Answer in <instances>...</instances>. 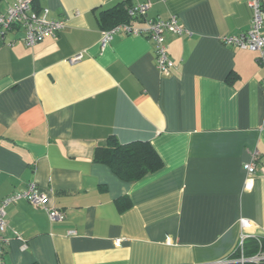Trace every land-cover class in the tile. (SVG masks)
<instances>
[{
  "label": "crops",
  "instance_id": "1",
  "mask_svg": "<svg viewBox=\"0 0 264 264\" xmlns=\"http://www.w3.org/2000/svg\"><path fill=\"white\" fill-rule=\"evenodd\" d=\"M149 1V19L185 29L165 35L168 77L146 37L100 44L103 12ZM248 2L36 0L65 28L34 47L0 45V202L35 183L65 219L26 200L8 207L6 264H214L236 249L243 219L246 244L264 240V68L222 42L250 29ZM142 143L163 167L137 181L98 156Z\"/></svg>",
  "mask_w": 264,
  "mask_h": 264
},
{
  "label": "built area",
  "instance_id": "2",
  "mask_svg": "<svg viewBox=\"0 0 264 264\" xmlns=\"http://www.w3.org/2000/svg\"><path fill=\"white\" fill-rule=\"evenodd\" d=\"M35 3L36 0H0V45L12 47L17 42H22L28 47H34L48 37L56 38L64 30L65 21L52 20L50 11L48 9L37 10ZM248 4L253 11V19L248 32L239 36H225L222 38V42L226 46L258 53L264 68V9L262 0H249ZM151 5L152 3L149 1L127 9L130 20L141 19L144 21V27L134 28L131 23L118 24L109 30L102 31L100 44L104 49L115 35L121 33L129 36L146 37L154 44L158 71L162 76L168 77L171 75L175 64L169 57L165 35L168 33L183 35L185 29L176 16H172L168 20L149 19L147 12ZM15 33L22 34V36L16 40H7L9 35ZM82 58L83 55L79 54L72 58L71 62H78ZM255 162L256 157L244 166L247 173V182L253 180L256 175ZM22 200L30 202L36 209L46 210L51 221H63L65 219L64 212L55 208H47V196L40 192L35 183L31 184L26 191L17 192L5 198L0 202V264H6L4 248L9 242L5 237L9 229L7 208ZM241 227L243 233L239 238L234 254L214 264L264 263V251L262 250L253 256H246L245 246L250 236L245 231L250 228V223L243 219ZM14 235L20 239L17 233L14 232Z\"/></svg>",
  "mask_w": 264,
  "mask_h": 264
},
{
  "label": "trees",
  "instance_id": "3",
  "mask_svg": "<svg viewBox=\"0 0 264 264\" xmlns=\"http://www.w3.org/2000/svg\"><path fill=\"white\" fill-rule=\"evenodd\" d=\"M101 21L107 22L108 26L104 30L129 21L127 9L124 3H120L116 8L103 12ZM101 162H104L114 170V172L125 180L137 181L145 176L159 171L163 167L162 160L149 144H130L121 146L113 144L108 150H98ZM249 247L245 246L246 256H253L260 248L264 251V240L253 241ZM234 252L230 256H232ZM264 264V263H263Z\"/></svg>",
  "mask_w": 264,
  "mask_h": 264
}]
</instances>
